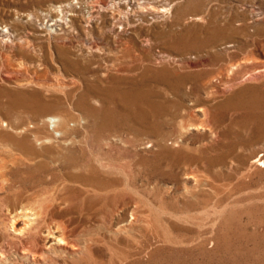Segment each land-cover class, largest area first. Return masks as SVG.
Wrapping results in <instances>:
<instances>
[{"label":"rangeland","instance_id":"rangeland-1","mask_svg":"<svg viewBox=\"0 0 264 264\" xmlns=\"http://www.w3.org/2000/svg\"><path fill=\"white\" fill-rule=\"evenodd\" d=\"M164 1L0 0L1 264H264V0Z\"/></svg>","mask_w":264,"mask_h":264},{"label":"bare ground","instance_id":"bare-ground-1","mask_svg":"<svg viewBox=\"0 0 264 264\" xmlns=\"http://www.w3.org/2000/svg\"><path fill=\"white\" fill-rule=\"evenodd\" d=\"M178 0H165L164 1V3L162 4L163 6V12H165L166 10H168V8H170V10H171V7L172 6H174V5H176V2H177ZM66 3V2H65ZM180 3V2H179ZM200 4V3H199ZM72 2H69V3H66V5L65 6H67V11L68 12H71V14H69V15H75L74 14V11H76L74 8H75V6H74V8L72 7ZM172 8H174V7H172ZM186 8V7H185ZM173 10V9H172ZM63 12V11H62ZM77 12V11H76ZM172 13V12H171ZM167 14V13H166ZM83 15V14H82ZM177 16V15H176ZM70 17V16H69ZM60 20V19H59ZM88 20H90V19H88ZM87 20V21H88ZM86 21V22H87ZM124 21V20H123ZM61 23H65L66 25L68 24V22H67V20L66 19H61V21H60ZM129 23H130V21H128ZM121 24H123V23H121ZM126 24V23H125ZM125 24H123V25H125ZM128 24V23H127ZM60 25V24H59ZM72 26V25H71ZM135 27V26H134ZM124 28V27H123ZM126 29V28H125ZM123 31H124V29H123ZM216 33V32H215ZM125 34L127 35L128 33H126L125 32ZM141 35V34H140ZM226 35V34H225ZM230 35V34H229ZM136 36H137V34H136ZM137 37H139V35L137 36ZM223 37V36H222ZM119 39V38H118ZM175 44V43H174ZM41 51H43V50H41ZM157 51H159V50H157ZM134 52V51H133ZM145 52V51H144ZM137 55V54H136ZM9 58V57H8ZM39 59V58H38ZM152 59V58H151ZM40 60V59H39ZM7 61V60H6ZM10 61V60H9ZM27 63V62H26ZM11 64V63H10ZM13 64V63H12ZM37 65H39V64H37ZM146 65V64H145ZM24 66V65H23ZM32 67V66H31ZM35 68V67H34ZM124 68V67H123ZM135 68V67H134ZM43 70V69H42ZM133 70V69H132ZM145 71V70H144ZM149 71V70H148ZM42 72V71H41ZM48 72V71H47ZM45 73V72H44ZM127 74V73H126ZM166 74V73H165ZM134 75V74H133ZM144 75V74H143ZM161 75V74H160ZM116 90V89H115ZM159 90V89H158ZM143 91V90H142ZM145 94H147V93H145ZM142 101V100H141ZM160 104V103H159ZM52 106V105H51ZM117 106V105H116ZM147 106V105H146ZM111 122V121H110ZM118 124V123H117ZM3 139V138H2ZM12 141V140H11ZM73 144V143H72ZM111 144V143H110ZM0 145H2V144H0ZM76 145V144H75ZM0 148H2V147H0ZM27 148V147H26ZM84 148V147H83ZM68 151H70V150H68ZM28 152V151H27ZM30 152V151H29ZM31 153H33L32 151H31ZM68 153V152H67ZM30 154V153H29ZM2 154H0V157H2L1 156ZM33 155V154H32ZM65 155V154H64ZM78 155V154H77ZM30 157H31V159H32V156L31 155H29ZM40 156V155H39ZM57 157V156H56ZM5 158V157H4ZM24 159V158H23ZM30 159V158H29ZM75 159V158H74ZM71 160V159H70ZM259 160V159H258ZM66 162V161H65ZM94 165V164H93ZM0 166H1V163H0ZM32 167V166H31ZM58 167V166H57ZM67 167H69V166H67ZM47 168V167H46ZM26 169V168H25ZM49 169V168H48ZM2 170V169H1ZM1 170H0V174H3V172H1ZM8 170V169H7ZM78 170V169H77ZM43 171V170H42ZM41 171V172H42ZM95 172V171H94ZM12 173V172H11ZM37 174V173H36ZM92 175V174H91ZM37 176V175H36ZM89 176V175H88ZM30 177V176H29ZM96 177V176H95ZM35 178V177H34ZM99 178V177H98ZM87 179V178H86ZM97 179V178H96ZM16 180V179H15ZM83 180H84V178H83ZM93 180V179H92ZM81 181V180H80ZM90 182V181H89ZM89 184V183H88ZM98 184V183H97ZM91 185V184H90ZM104 185H105V183H104ZM60 186V185H59ZM67 187H68V185H67ZM73 187V186H72ZM70 188V187H69ZM33 189V188H32ZM70 190H71V188H70ZM16 191V190H15ZM47 191V190H46ZM66 192H68V191H66ZM102 192V191H101ZM48 197V196H47ZM46 197V198H47ZM75 197V196H74ZM93 197V196H92ZM45 198V199H46ZM73 198V197H72ZM8 199V198H7ZM70 199V198H69ZM95 199V198H94ZM32 200V199H31ZM43 200V199H42ZM54 200V199H53ZM88 200V199H87ZM75 201V200H74ZM91 201V200H90ZM49 202V201H48ZM56 203V202H55ZM23 205V204H22ZM21 205V206H22ZM47 205V204H46ZM92 205V204H91ZM49 206V205H48ZM71 207H73V206H71ZM15 212V211H14ZM8 213V212H7ZM95 213H97V212H95ZM56 214V213H55ZM84 215V214H83ZM82 216V215H81ZM26 219V218H25ZM24 219V220H25ZM45 219V218H44ZM11 220V219H10ZM18 220V219H17ZM97 220V219H96ZM23 221V220H22ZM27 221V220H26ZM64 222V221H63ZM22 223V222H21ZM4 226V225H3ZM28 228V227H27ZM2 229V228H1ZM32 229V228H31ZM53 231V230H52ZM35 232V231H34ZM21 233H23L22 231H21ZM30 236V235H29ZM23 237H24V233L23 234H20V236L18 237L20 240H22L23 239ZM8 238H10V237H8ZM27 238V237H26ZM10 240V239H9ZM23 241V240H22ZM22 241H19V245H20V248L22 249L21 251H20V254H21V256H22V260L23 261H27V262H31V263H36V262H39V261H41V262H43L44 261V255H45V253H47V252H50L51 250H53V243H56L57 242V244H58V246L59 247H61V248H64V249H66L67 248V244L69 243V240L65 237V236H60V235H58L57 234V232H54V233H51L50 234V237H46V239H44L43 241H42V245H36V246H32V245H30V244H27V242H26V244H23V242ZM73 242V241H72ZM76 242V241H75ZM96 244V243H95ZM72 245V244H71ZM4 246V245H3ZM76 246V245H75ZM69 247V246H68ZM1 248V247H0ZM71 248V247H70ZM95 248V247H94ZM3 250V249H2ZM2 250H0V264L3 262V257H4V255L2 254L3 252H2ZM9 250V249H8ZM8 253V252H7ZM13 256V255H12ZM18 257H19V254H18ZM5 258V257H4ZM4 262H6V261H4ZM3 262V263H4ZM48 262V261H47ZM12 263V262H11ZM10 264V263H9Z\"/></svg>","mask_w":264,"mask_h":264}]
</instances>
